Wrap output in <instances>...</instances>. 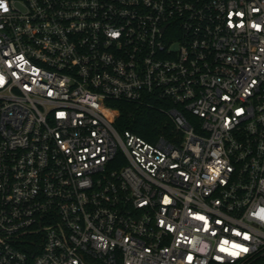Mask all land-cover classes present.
Wrapping results in <instances>:
<instances>
[{
    "label": "built area",
    "instance_id": "1",
    "mask_svg": "<svg viewBox=\"0 0 264 264\" xmlns=\"http://www.w3.org/2000/svg\"><path fill=\"white\" fill-rule=\"evenodd\" d=\"M0 264H264V0H0Z\"/></svg>",
    "mask_w": 264,
    "mask_h": 264
},
{
    "label": "trees",
    "instance_id": "2",
    "mask_svg": "<svg viewBox=\"0 0 264 264\" xmlns=\"http://www.w3.org/2000/svg\"><path fill=\"white\" fill-rule=\"evenodd\" d=\"M111 104L120 109L116 123L120 131L130 130L150 140V135L159 133L166 124L163 113L146 105L128 101H113Z\"/></svg>",
    "mask_w": 264,
    "mask_h": 264
},
{
    "label": "snow or ice",
    "instance_id": "3",
    "mask_svg": "<svg viewBox=\"0 0 264 264\" xmlns=\"http://www.w3.org/2000/svg\"><path fill=\"white\" fill-rule=\"evenodd\" d=\"M201 219H203L202 217H201ZM247 238V237H246ZM246 250V249H245Z\"/></svg>",
    "mask_w": 264,
    "mask_h": 264
}]
</instances>
